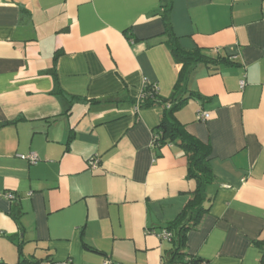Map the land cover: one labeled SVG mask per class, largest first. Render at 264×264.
I'll list each match as a JSON object with an SVG mask.
<instances>
[{"label":"crops","instance_id":"obj_1","mask_svg":"<svg viewBox=\"0 0 264 264\" xmlns=\"http://www.w3.org/2000/svg\"><path fill=\"white\" fill-rule=\"evenodd\" d=\"M165 8L182 48L231 61L196 64L174 111L214 175L187 252L259 264L264 0H0V264H165L195 188L182 149L153 143L164 105L137 107L144 83L168 100L178 78Z\"/></svg>","mask_w":264,"mask_h":264},{"label":"trees","instance_id":"obj_2","mask_svg":"<svg viewBox=\"0 0 264 264\" xmlns=\"http://www.w3.org/2000/svg\"><path fill=\"white\" fill-rule=\"evenodd\" d=\"M162 18L165 26V44L175 62L180 65L178 78L173 93L168 100H163L158 96L154 84L144 83L142 96L137 102V107L148 108L154 105H164L163 114L154 129L153 143L158 146L177 144L187 159V178L195 181V188L190 192L188 201L175 218L165 226L164 230L170 233V239L168 240L171 241L173 248L169 256L164 259V263L202 264L204 261L201 258L192 256L187 252L186 234L189 230L199 227L211 205V197L208 195V188L214 180L209 162L211 150L209 144L201 142L186 132L175 118L174 111L189 98V95L184 98L183 96L186 91L188 76L196 64L229 65L231 61L221 57H209L200 48L193 50L182 48L178 43L177 36L172 31L168 8L164 9ZM56 57L57 54L54 59ZM167 102L171 105L170 107H166ZM261 247L263 254L259 264L264 262V245Z\"/></svg>","mask_w":264,"mask_h":264},{"label":"built area","instance_id":"obj_3","mask_svg":"<svg viewBox=\"0 0 264 264\" xmlns=\"http://www.w3.org/2000/svg\"><path fill=\"white\" fill-rule=\"evenodd\" d=\"M148 83V82H146ZM240 86L243 87L244 86V81L241 80L240 81ZM154 88H156V86H154ZM209 117L208 113H203L202 114V118L207 119ZM30 162L35 163L37 161V157L35 155H29V156H25ZM6 197L8 199H13L15 197V195L11 192H7L6 193ZM2 234V231H0V235ZM163 239H170V233L168 231L163 230L161 235H160ZM40 264H49V262L45 261V262H41ZM102 264H121V263H114L111 262L109 260H104L102 262ZM261 264H264V262H262Z\"/></svg>","mask_w":264,"mask_h":264}]
</instances>
